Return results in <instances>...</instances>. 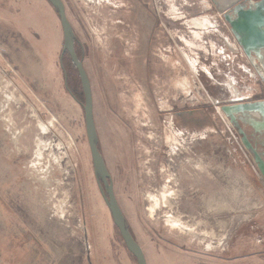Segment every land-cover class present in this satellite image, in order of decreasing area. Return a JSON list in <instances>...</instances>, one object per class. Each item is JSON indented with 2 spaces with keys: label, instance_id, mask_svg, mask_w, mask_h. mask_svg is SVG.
I'll return each instance as SVG.
<instances>
[{
  "label": "rangeland",
  "instance_id": "1",
  "mask_svg": "<svg viewBox=\"0 0 264 264\" xmlns=\"http://www.w3.org/2000/svg\"><path fill=\"white\" fill-rule=\"evenodd\" d=\"M63 3L147 264H253L264 180L220 106L262 85L217 12L207 0ZM62 42L46 0H0V264H136L99 190ZM238 242L246 251L232 260Z\"/></svg>",
  "mask_w": 264,
  "mask_h": 264
},
{
  "label": "water",
  "instance_id": "2",
  "mask_svg": "<svg viewBox=\"0 0 264 264\" xmlns=\"http://www.w3.org/2000/svg\"><path fill=\"white\" fill-rule=\"evenodd\" d=\"M52 7L57 11L59 21L63 33V47L62 52L67 51L72 63L76 67L78 77L80 80L81 88L84 95V100L81 106L84 111V122H85V132L88 142V147L90 150V155L92 159L93 170L97 179L99 190L103 196V199L110 211L114 225L119 231V234L125 244V247L130 252V254L135 258L136 264H147L144 252L134 238L130 230L128 229L127 221L124 214L118 204L116 196L113 191V183L111 175L106 167L104 158L97 146V131L95 127L94 117H93V107H92V94L90 89L89 78L84 69L82 60L79 59L75 48H74V31L70 21L67 18L65 5L63 0H47ZM246 0H232L228 3L219 5L218 0H213L219 13H222L224 17L230 21V17L237 18L236 20L240 23L237 29L233 27V33L239 41V44L243 46L247 54L251 52H258L259 45L264 44V24L260 25L261 28L252 26L253 22L250 23L249 19V9L246 11H239L237 8L241 2ZM231 15V16H230ZM260 23V22H259ZM244 38V41L241 39ZM248 42V43H246ZM250 42V45H249ZM252 44V45H251ZM249 45V46H248ZM249 47V49H248ZM251 49V50H250ZM255 49V50H254ZM254 52V53H255ZM61 59V57H60ZM65 86H67L65 81ZM70 92V90L68 89ZM235 101V100H234ZM222 112L229 118L241 135V140L247 150H249L253 156V161L256 164L257 170L260 173L262 179L264 180V158L260 154L251 139H249L243 130L242 126L247 119L260 118L264 121V99L253 100V101H240L236 100L233 103L223 104L220 106ZM252 123L255 127L258 126L260 122H247ZM242 124V126H240ZM264 125V122L260 126Z\"/></svg>",
  "mask_w": 264,
  "mask_h": 264
},
{
  "label": "flooded vegetation",
  "instance_id": "3",
  "mask_svg": "<svg viewBox=\"0 0 264 264\" xmlns=\"http://www.w3.org/2000/svg\"><path fill=\"white\" fill-rule=\"evenodd\" d=\"M207 1L210 3L211 8H213V10L215 12H217V14L219 15V18H220L222 24L224 25V27L226 28V30H227L229 36L231 37V40L233 41V43L241 51V55L244 57L248 67L253 71L252 76H256L257 81L262 85V88L259 90V92L256 94L255 93L253 94L254 97L252 95V97H250L249 99H242L240 101L243 102V101H253V100L264 99V44L259 45L258 52L254 51L255 53L251 52V54H247L245 52L243 46L239 44V41L236 38V36L232 30L233 27H235L237 29V27L239 26L241 21L244 22V20L241 19L240 23H239L237 21L238 20L237 18L230 17V21H228L222 13L218 12L216 5L213 2V0H207ZM229 1H232V0H218L219 5H221V6H223V4H225V3H228ZM237 9L239 11L240 10L246 11L247 9H249V11H250L249 15L251 18V19H249V21H250V23L253 22L252 26L255 25V27L260 29L261 28L260 25L264 24V0H246L243 3L241 2V4L238 6ZM241 40L244 41V38ZM246 43H248V42H246ZM249 45H250V42H249ZM248 49H249V47H248ZM256 121L257 120L255 118L247 119L245 121L246 123H244L243 126H242V124H240V126H242L247 137L249 139H251L256 150L260 154H262V157L264 158V125L260 126V124L262 123V122H260L258 124V126L255 127V125H253L252 123H247V122H256Z\"/></svg>",
  "mask_w": 264,
  "mask_h": 264
},
{
  "label": "crops",
  "instance_id": "4",
  "mask_svg": "<svg viewBox=\"0 0 264 264\" xmlns=\"http://www.w3.org/2000/svg\"><path fill=\"white\" fill-rule=\"evenodd\" d=\"M259 90L256 88H253L252 94L258 93ZM251 94V95H252ZM257 121L256 122H264L260 118H255ZM253 173L254 175L259 176V172L256 171V167H253ZM260 177V176H259ZM262 179V178H261ZM256 219L253 221V225H250L251 233L254 235V238L256 239V243L252 246V252H249L247 257L252 258V263L253 264H264V210L261 211V213L256 214ZM232 254L233 256L231 257L232 260H238L240 256H242V253H245V249H243L239 242L238 243H233L232 244ZM251 251V250H250ZM244 255V254H243Z\"/></svg>",
  "mask_w": 264,
  "mask_h": 264
},
{
  "label": "trees",
  "instance_id": "5",
  "mask_svg": "<svg viewBox=\"0 0 264 264\" xmlns=\"http://www.w3.org/2000/svg\"><path fill=\"white\" fill-rule=\"evenodd\" d=\"M47 1V0H46ZM48 2V1H47ZM49 3V2H48ZM49 5L52 7V5L49 3ZM53 8V7H52ZM54 9V8H53ZM54 11H55V13H56V15L58 16V13H57V11L54 9ZM59 18V17H58ZM62 47H63V42H62ZM74 48H75V51H76V53H77V55H78V57H79V59L80 60H82L81 58H82V56H81V51H79L78 50V48H77V39H76V37L74 36ZM61 59H60V67H61V69H62V71L63 72H65L66 71V67H67V69H69V67H71V68H73L74 70H76V67L74 66V64L72 63V61H71V58H70V56H69V54H68V52L67 51H64V52H62L61 51ZM76 72H77V70H76ZM77 75H78V73H77ZM79 78V77H78ZM80 82V81H79ZM81 85V84H80ZM68 87V86H67ZM68 90V89H67ZM73 97H74V99L79 103V104H81L82 102H83V100H84V95H83V91H82V88H81V92L80 93H76L74 90H70V92H69ZM83 109V108H82ZM84 112V111H83ZM97 146H98V149L100 150V148H99V144H98V142H97ZM101 152V151H100ZM128 229L130 230V228H129V225H128ZM130 232H131V230H130ZM132 233V232H131ZM133 235V234H132ZM135 238V237H134ZM134 258V257H133ZM135 259V258H134Z\"/></svg>",
  "mask_w": 264,
  "mask_h": 264
},
{
  "label": "bare ground",
  "instance_id": "6",
  "mask_svg": "<svg viewBox=\"0 0 264 264\" xmlns=\"http://www.w3.org/2000/svg\"><path fill=\"white\" fill-rule=\"evenodd\" d=\"M203 25H205V24H203ZM171 193H172V191H169L168 193H163L161 199H163L165 202H167V201H168V196H170ZM155 198H156V197H155ZM156 199H157V198H156ZM164 204H165V203H164ZM164 204H163V205H164ZM155 205H157V201H155ZM155 205L150 206V207L148 208V210L150 211L151 214H153V212L155 211ZM168 219H169L168 221H170L171 227H173V228H178V227H180V222H178L177 219L173 218L172 216H170Z\"/></svg>",
  "mask_w": 264,
  "mask_h": 264
},
{
  "label": "built area",
  "instance_id": "7",
  "mask_svg": "<svg viewBox=\"0 0 264 264\" xmlns=\"http://www.w3.org/2000/svg\"><path fill=\"white\" fill-rule=\"evenodd\" d=\"M226 40V39H225ZM226 42L228 43V41L226 40ZM229 44V43H228ZM235 45V44H234ZM236 45H235V49H236ZM237 49H238V51H239V48L237 47ZM247 97H239V98H236V99H232V101H234V100H242V99H246Z\"/></svg>",
  "mask_w": 264,
  "mask_h": 264
}]
</instances>
